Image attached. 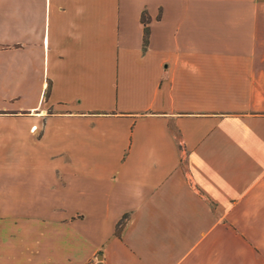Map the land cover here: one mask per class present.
I'll return each instance as SVG.
<instances>
[{
    "label": "crops",
    "instance_id": "obj_1",
    "mask_svg": "<svg viewBox=\"0 0 264 264\" xmlns=\"http://www.w3.org/2000/svg\"><path fill=\"white\" fill-rule=\"evenodd\" d=\"M0 264H264V0H0Z\"/></svg>",
    "mask_w": 264,
    "mask_h": 264
},
{
    "label": "trees",
    "instance_id": "obj_2",
    "mask_svg": "<svg viewBox=\"0 0 264 264\" xmlns=\"http://www.w3.org/2000/svg\"><path fill=\"white\" fill-rule=\"evenodd\" d=\"M146 35H147V34H146ZM146 42H147V38L145 37V38H144V43H146Z\"/></svg>",
    "mask_w": 264,
    "mask_h": 264
}]
</instances>
